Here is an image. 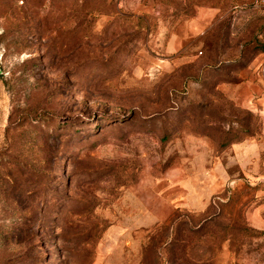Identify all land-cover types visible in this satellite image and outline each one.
<instances>
[{"label": "rangeland", "instance_id": "1", "mask_svg": "<svg viewBox=\"0 0 264 264\" xmlns=\"http://www.w3.org/2000/svg\"><path fill=\"white\" fill-rule=\"evenodd\" d=\"M0 264H264L261 0H0Z\"/></svg>", "mask_w": 264, "mask_h": 264}, {"label": "built area", "instance_id": "2", "mask_svg": "<svg viewBox=\"0 0 264 264\" xmlns=\"http://www.w3.org/2000/svg\"><path fill=\"white\" fill-rule=\"evenodd\" d=\"M261 9H262L263 12H264V0H261Z\"/></svg>", "mask_w": 264, "mask_h": 264}, {"label": "trees", "instance_id": "3", "mask_svg": "<svg viewBox=\"0 0 264 264\" xmlns=\"http://www.w3.org/2000/svg\"><path fill=\"white\" fill-rule=\"evenodd\" d=\"M228 146V144L227 143H225L222 147L223 148H226Z\"/></svg>", "mask_w": 264, "mask_h": 264}]
</instances>
